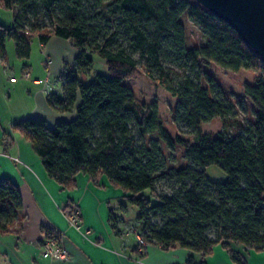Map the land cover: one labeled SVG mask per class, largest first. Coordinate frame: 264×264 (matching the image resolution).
<instances>
[{"label":"trees","instance_id":"trees-1","mask_svg":"<svg viewBox=\"0 0 264 264\" xmlns=\"http://www.w3.org/2000/svg\"><path fill=\"white\" fill-rule=\"evenodd\" d=\"M0 2L14 18L11 25L0 23V58L9 39L19 58L30 57L36 35L42 43L52 34L68 38L78 48L74 68L65 62L63 96H47L55 110H75L76 115L53 126L38 116L13 124L32 142L51 177L71 187L80 171L92 178L105 174L138 207L146 243L179 244L201 254L199 260L190 255L185 264H206L217 243L238 264L246 259L231 243L264 250V61L233 26L193 0ZM187 20L203 31L202 43H187ZM92 52L105 58L109 72H97L84 83L76 72L92 68ZM170 59L187 68L182 78L171 73L165 62ZM141 61L147 74L177 97L173 119L195 131L193 141L169 132L157 102L137 104L125 80ZM213 62L233 71H257L254 81L244 85L255 119L248 125L236 122L233 133L202 130L203 122L232 112L221 84L204 70ZM162 143L183 147L188 163L168 168ZM212 164L224 169V181L208 177ZM159 178L174 182L172 190L158 191ZM22 208L19 186L1 178L0 230H11ZM137 251L143 255L145 246Z\"/></svg>","mask_w":264,"mask_h":264},{"label":"crops","instance_id":"crops-1","mask_svg":"<svg viewBox=\"0 0 264 264\" xmlns=\"http://www.w3.org/2000/svg\"><path fill=\"white\" fill-rule=\"evenodd\" d=\"M48 45L49 41L42 43L36 35L30 57L19 58L14 40L9 39L5 56L0 58V179L15 182L23 198L12 229L0 230V264H185L190 255L201 259L200 253L179 244L166 247L157 242L146 243L140 255V222L137 218L131 221L122 211L129 193L105 174L92 178L83 171L76 174L75 185L63 186L48 174L32 142L14 128L15 121L28 116L43 117L48 123L49 116L52 122L65 118V112L51 108L47 101L51 92L63 96V90L50 83ZM25 69L43 81L24 77L11 80ZM74 205L80 210V229L65 213H71ZM52 235H59L69 249L68 261L40 255L43 238ZM231 247L243 255L246 264H264V250L239 243H231ZM205 260L206 264H238L221 243L214 245Z\"/></svg>","mask_w":264,"mask_h":264},{"label":"rangeland","instance_id":"rangeland-1","mask_svg":"<svg viewBox=\"0 0 264 264\" xmlns=\"http://www.w3.org/2000/svg\"><path fill=\"white\" fill-rule=\"evenodd\" d=\"M0 22L6 25H11L14 23L12 11L8 8H5L1 2ZM186 30L187 43L189 45L199 44L205 40L203 31L196 23L187 20ZM48 49V52L51 53L52 60L51 75L53 79L50 83L54 84L56 88L62 89V75L65 69V62L69 63L70 68H74V57L78 53V48L74 45L71 39L52 34L51 38L49 39ZM90 54L93 58L92 68L86 72H76V75L84 83L90 81L97 72L106 74L109 72L105 58H103L97 52H92ZM136 56L138 55L136 54ZM165 62L169 68H171V73L174 75L176 73L179 78L183 77L182 75L187 70L183 63H178V61L175 59L165 60ZM204 70H207L213 74L216 80L221 84L224 90V96L227 98L229 104L232 107V112L226 115L224 118L218 116L209 121L203 122L202 130L210 134H217L219 132L233 133L236 129V122L240 121L246 125L251 123V121L255 119L254 104L249 98L245 96L244 85L254 81L257 71L246 68L233 71L224 69L215 62L210 63V65L206 66ZM125 81L133 88L138 105L146 106L150 103L157 102L160 118L164 126L173 136L182 134L191 141L194 140L195 131L187 126H177L173 119V108L177 103V97L173 96L171 92H169L166 88H164L147 74L144 61L139 63L138 68H136L134 72L128 78H126ZM202 83L206 85L204 78L202 79ZM75 115V110L67 111L63 117L66 119H71ZM49 117V124L53 126L55 124V122H52L54 119L51 118V116ZM154 137L156 136L154 135ZM162 148L166 154L165 157L168 156V159H166L168 168L169 166L177 167L186 165L188 163V159L186 156H184L185 149L180 145H177L175 148L171 149L165 143H162ZM207 174L209 178L217 181H224L227 176L224 169L217 164L208 166ZM172 184H174V182H169L167 179L159 178L157 180V189L160 192H168L172 190ZM144 192L147 195H150L149 190H145ZM152 200L156 201L155 198H152ZM125 203L127 204V207L122 211L125 213L127 218H129L131 221H135L139 212L138 207L131 203V201L128 199Z\"/></svg>","mask_w":264,"mask_h":264},{"label":"water","instance_id":"water-1","mask_svg":"<svg viewBox=\"0 0 264 264\" xmlns=\"http://www.w3.org/2000/svg\"><path fill=\"white\" fill-rule=\"evenodd\" d=\"M227 21L264 61V0H193Z\"/></svg>","mask_w":264,"mask_h":264},{"label":"built area","instance_id":"built-area-1","mask_svg":"<svg viewBox=\"0 0 264 264\" xmlns=\"http://www.w3.org/2000/svg\"><path fill=\"white\" fill-rule=\"evenodd\" d=\"M18 77L30 78L34 80L35 82L43 81V78L33 75L32 72L28 69L21 71L17 76H12L11 80L16 81ZM65 213L68 216L71 224L74 227L80 229L81 224H80L79 208L74 205L71 213H67V212ZM145 244H146V241L140 234L138 237V246L141 251H143V246H145ZM39 251H40V255L43 258H49V259L56 260V261L58 260L68 261L70 258V251L61 241L59 235H52V236H47L43 238Z\"/></svg>","mask_w":264,"mask_h":264}]
</instances>
